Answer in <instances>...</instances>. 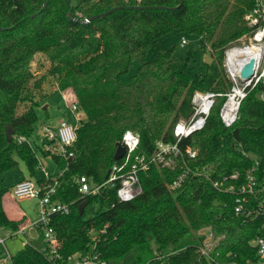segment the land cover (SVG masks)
I'll use <instances>...</instances> for the list:
<instances>
[{
	"label": "trees",
	"instance_id": "16d2710c",
	"mask_svg": "<svg viewBox=\"0 0 264 264\" xmlns=\"http://www.w3.org/2000/svg\"><path fill=\"white\" fill-rule=\"evenodd\" d=\"M253 1L75 0L71 5L70 0H0V176L17 168L13 152L30 177L37 172L39 162L28 139L36 109L48 97L43 90L46 76L36 78L31 71L37 53L49 62L46 75L55 78L57 91L72 92L79 113L76 140L68 149L72 157L52 156L60 168L67 163L56 198L70 205L69 213L50 220L61 255L85 254L94 235L96 251L107 264H158L153 247L175 251L161 264H209L196 250L194 233L210 227L224 236L216 264L255 258L249 242L258 225H242L232 215L231 198L191 171L217 178L244 172L255 158L264 172V102L259 99L264 79L247 92L229 128L218 116L224 98H216L204 128L183 142L197 153L184 160L191 171L176 190L168 185L185 171L180 160L174 171L151 166L141 173L142 192L128 202H119L112 189L83 197L77 191L81 176L93 184L104 181L125 131L139 137L135 153L150 157L157 142L174 141L172 128L179 118L190 117L194 92L223 94L230 89L223 51L249 32L243 16ZM118 7L123 8L90 22L67 17L71 13L83 20ZM173 32L198 37L201 49H209L212 63L203 62L193 78L186 73L187 60L181 64L173 56V47L146 61V51ZM133 62L139 67L125 79ZM5 124L14 129L11 142L6 141ZM6 192L0 188V228L16 231L24 218L7 216L2 206ZM82 202L86 205L79 215ZM94 202L102 209L86 219L85 209ZM9 264L52 263L25 244L10 254Z\"/></svg>",
	"mask_w": 264,
	"mask_h": 264
},
{
	"label": "built area",
	"instance_id": "2783aa9c",
	"mask_svg": "<svg viewBox=\"0 0 264 264\" xmlns=\"http://www.w3.org/2000/svg\"><path fill=\"white\" fill-rule=\"evenodd\" d=\"M243 20L249 32L244 35L243 40L227 46L222 55V67L231 83L230 89L223 94L194 92L190 100L192 111L190 117L178 120L172 128L174 141L172 143L157 142L155 151L150 157L135 153L139 137L133 131H125L117 143L124 148V153L108 170L107 178L99 184H93L84 176L77 179V191L81 197L98 195L106 189H112L119 202L131 201L142 192L139 177L141 173L146 172L151 166L174 171L179 160L185 171L177 175L168 185V189L173 191L181 186L188 172L191 171L184 160L194 159L197 153L196 149L183 145V142L204 128L216 98L221 96L224 98L218 116L221 124L229 128L237 120L242 99L264 79V0H254L250 10L243 16ZM186 43L184 38L180 39V46ZM246 63H250V69L245 76H241L242 67ZM259 99L264 102V92L259 94ZM70 111L76 114L77 122L78 110L72 100H70ZM40 132L43 139L39 146L35 145V148L41 153L45 152L47 158L52 159V156H56L67 160L72 157L68 149L76 140V123L72 125L64 120H59L56 124L46 123L42 124ZM252 159L253 165L244 172L233 171L217 178H210L206 173L198 170L191 171L194 176L203 175L214 191L231 198L232 215L242 225L251 223L259 227L258 233L249 242L255 258L245 257L230 264H264V172L258 168V160ZM53 163L54 171H47L38 164L37 170L41 173L39 179H22L13 184L12 197L16 201L36 200L37 212L35 220L23 222L16 231L6 230L8 232L6 238L23 237L25 231L30 229L41 240L38 250L52 264H107L96 251L94 235L91 236L92 243L85 254H72L65 257L59 253L60 242L50 226V220L55 215H67L70 205L56 198L60 187V177L67 169V163L63 168ZM223 206H226V203H223ZM194 235L199 255L209 264H216L219 256L218 248L224 236L215 235L210 227H203ZM6 238L0 237L1 245H4ZM25 244L29 245L26 241L22 242V246ZM4 250L6 256L0 259V264H9L10 254L5 247ZM174 253L173 250L162 251L153 247V261L161 264Z\"/></svg>",
	"mask_w": 264,
	"mask_h": 264
},
{
	"label": "rangeland",
	"instance_id": "374dc122",
	"mask_svg": "<svg viewBox=\"0 0 264 264\" xmlns=\"http://www.w3.org/2000/svg\"><path fill=\"white\" fill-rule=\"evenodd\" d=\"M74 1L75 0H70V4L73 5ZM243 37L244 35L240 37L239 40H243ZM181 38H184L187 42L184 46H180ZM233 43L234 42H232L231 44ZM200 45V39L198 37L189 36L186 34L181 35L173 32L167 35V37H165L164 39H161L153 44L146 51L145 58L147 62H152L156 59L159 53H164L167 49L173 47V56L179 58L181 64L186 63L187 60L186 73L193 78L196 74L197 69L204 61V55H209L208 47L203 50L201 49ZM30 67L36 78L42 75L46 76L43 90L48 97L44 101H42L41 106L36 109L37 121L33 125V133L30 137L29 143L32 146L39 164L47 171H54L55 166L52 159L47 158L46 155L42 154L38 149L35 148V145L39 146L41 140L43 139L40 132L42 124H56L59 120H64L67 123L75 125L76 114L70 111V100L73 99V94L69 90L65 92L57 91L55 78L46 75L49 67V62L47 61L45 56L37 53L33 57ZM138 67L139 64L137 62H133L131 68L129 69V72L124 76V78L127 79L133 76L136 73ZM77 114L79 113L77 112ZM181 119L183 118H179L178 120ZM12 158L17 161V168L0 176V188L3 187L7 189V192L2 198V206L7 216L12 220H19L20 218H22V215H24V219L26 221H33L36 219V200L28 199L23 201H16L12 197L11 191L13 184L22 179H29L27 178L29 174L27 173L25 165L14 152L12 153ZM40 177L41 173L39 172V170H37L36 174L31 178L37 179ZM101 209L102 208L100 207L99 203L94 202L87 206V208L85 209L84 217L86 219H89ZM7 236L8 232L6 231V229L0 228V237L6 238ZM24 241L28 242V244L35 249H39L41 246V241L38 235L34 231L27 229L23 237L17 236L6 238L4 245L0 244V259L6 256L4 247L9 254H14L18 249L21 248L22 242Z\"/></svg>",
	"mask_w": 264,
	"mask_h": 264
},
{
	"label": "water",
	"instance_id": "95a60500",
	"mask_svg": "<svg viewBox=\"0 0 264 264\" xmlns=\"http://www.w3.org/2000/svg\"><path fill=\"white\" fill-rule=\"evenodd\" d=\"M180 3H182V0H180ZM121 8H123V7L113 8L111 10H108V11L104 12V13H101V14H98V15H93V16H90V17H88L86 19H83V20H80L78 18L73 17L71 15V13H68L67 17H68V19L73 20V21H75L77 23H84V22H90L93 19H96V18H99V17H105L109 13H111L112 11H114L116 9H121ZM212 60L213 59L208 54L204 55V61L203 62L205 64H207V65L211 64ZM249 69H250V63H246L242 67V70H241V73H240L241 76H245L248 73ZM4 131H5L6 141L7 142H11L12 135L14 133V129L11 127L10 124H5ZM123 153H124V148L122 146H120V145H117L116 148H115V151H114L113 159L115 161L119 160L122 157ZM107 176H108V171L105 174V178H107ZM85 205H86V202H82V203L79 204V206H78V214L79 215H82Z\"/></svg>",
	"mask_w": 264,
	"mask_h": 264
},
{
	"label": "crops",
	"instance_id": "0c3cea01",
	"mask_svg": "<svg viewBox=\"0 0 264 264\" xmlns=\"http://www.w3.org/2000/svg\"><path fill=\"white\" fill-rule=\"evenodd\" d=\"M27 178H31V177L28 175V176H27ZM33 179H35V178H33ZM37 179H39V178H37ZM37 179H36V180H37ZM22 217H23V218H25V216H24V215H22ZM23 222H26V220L24 219V221H23ZM39 239H40V238H39ZM40 241H41V240H40Z\"/></svg>",
	"mask_w": 264,
	"mask_h": 264
}]
</instances>
